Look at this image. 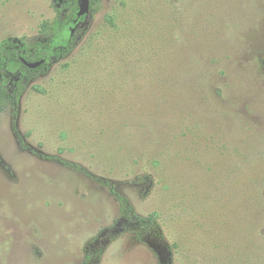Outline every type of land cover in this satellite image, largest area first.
<instances>
[{"label":"rangeland","instance_id":"1","mask_svg":"<svg viewBox=\"0 0 264 264\" xmlns=\"http://www.w3.org/2000/svg\"><path fill=\"white\" fill-rule=\"evenodd\" d=\"M54 5L0 0V41L42 38ZM88 20L67 58L21 80L17 113L0 112V264H81L118 216L59 161L158 214L176 264H247L239 178L250 150L264 166V0H90ZM235 121L259 136L242 145ZM146 174L153 185L133 184ZM101 264L157 262L123 235Z\"/></svg>","mask_w":264,"mask_h":264},{"label":"trees","instance_id":"2","mask_svg":"<svg viewBox=\"0 0 264 264\" xmlns=\"http://www.w3.org/2000/svg\"><path fill=\"white\" fill-rule=\"evenodd\" d=\"M54 3L56 19L51 24L43 25L45 35L42 38L34 42L13 37L0 41V112L12 108L16 114L25 89L20 83L21 80L28 78L32 72L48 70L67 58L73 52L77 40L88 30L89 13L78 17L79 0H54ZM93 3L94 0H91V6ZM23 60L30 63L43 60V64L37 69H29ZM232 117L237 118L230 114L229 118ZM235 123L234 138L241 140L242 145L249 144L252 139L259 136L257 127L253 126L255 124L251 126L242 121ZM19 140L21 141L20 138ZM20 141V148L30 149ZM32 153L39 155L37 152ZM245 161L248 162V167L245 173L240 171L243 178H239V183L243 184L250 208L247 209L248 222L242 229V233L248 236L247 240H250L245 252L246 263L264 264V166L261 165L259 154L255 150L248 152ZM59 162L80 171L108 190L119 206L118 216L113 223L103 228L84 245L81 264H101L108 247L123 235H130L145 246L153 254L157 264H176V244L168 240L158 214H138L130 199L119 192L110 180L100 178L79 165ZM132 182L134 185L145 187L153 185V179L148 174L137 176ZM148 187L145 188V195L149 193Z\"/></svg>","mask_w":264,"mask_h":264},{"label":"water","instance_id":"3","mask_svg":"<svg viewBox=\"0 0 264 264\" xmlns=\"http://www.w3.org/2000/svg\"><path fill=\"white\" fill-rule=\"evenodd\" d=\"M80 7L78 12V17H82L89 13L90 11V0H79ZM23 63L25 66H27L29 69H37L43 64V60L35 63L27 62L26 60H23Z\"/></svg>","mask_w":264,"mask_h":264}]
</instances>
